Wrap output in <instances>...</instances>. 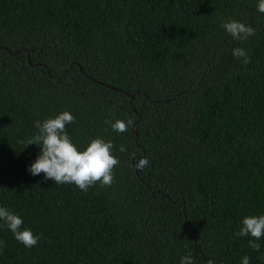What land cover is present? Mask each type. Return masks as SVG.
Instances as JSON below:
<instances>
[{
    "label": "trees",
    "instance_id": "16d2710c",
    "mask_svg": "<svg viewBox=\"0 0 264 264\" xmlns=\"http://www.w3.org/2000/svg\"><path fill=\"white\" fill-rule=\"evenodd\" d=\"M258 2L0 0V207L40 237L27 248L0 220V264H180L189 253L264 264V236L256 251L235 235L264 215ZM233 19L255 35L233 39L222 27ZM64 111L79 150L113 143L111 186L84 192L28 171L41 147L21 141ZM129 118L123 133L105 122Z\"/></svg>",
    "mask_w": 264,
    "mask_h": 264
},
{
    "label": "clouds",
    "instance_id": "9594fccd",
    "mask_svg": "<svg viewBox=\"0 0 264 264\" xmlns=\"http://www.w3.org/2000/svg\"><path fill=\"white\" fill-rule=\"evenodd\" d=\"M257 10L264 13V0H259ZM222 27L235 40H246L249 36L255 35L256 29L245 25L237 20H225ZM233 56L237 59L243 58V63H250L244 48H234ZM75 117L69 111L58 114L55 118H49L43 123L35 122L38 129L26 142L27 146L36 144L41 147V152L28 171L33 176L44 174L45 180H53L56 184H75L81 191L87 192L89 187L100 184L101 187L111 186L114 182L113 169L120 163L113 155L114 145L111 141L102 138H94L84 150H79L71 140L66 126L74 123ZM111 124V128L119 133L126 132L128 127L133 125L129 118L126 122L117 119L115 122L105 121ZM126 151L124 146L119 149ZM149 161L147 157L139 159L136 168L143 170ZM0 220H3L8 229L14 234L17 241L27 248L37 245L40 237L35 235L31 229L21 230L23 219L20 215L14 214L4 207H0ZM242 227L235 233L237 237L251 236L254 239L248 241L249 247L259 251L261 245L257 242L264 236V215L245 216L242 220ZM6 246L5 241H0V249ZM180 264H194V259L189 253L183 256ZM207 264H213L209 260ZM242 264H249L247 255L242 257Z\"/></svg>",
    "mask_w": 264,
    "mask_h": 264
},
{
    "label": "water",
    "instance_id": "95a60500",
    "mask_svg": "<svg viewBox=\"0 0 264 264\" xmlns=\"http://www.w3.org/2000/svg\"><path fill=\"white\" fill-rule=\"evenodd\" d=\"M7 51H10L9 50V48H7V47H4ZM27 57H29V55L27 54ZM47 72L49 73V71H48V69H47ZM91 78V77H90ZM93 79V78H92ZM93 80H95V79H93ZM96 82H99V83H101V84H103V85H107V86H109L108 84H106V83H103V82H100V81H97V80H95ZM112 87V86H111ZM113 88H115V87H113Z\"/></svg>",
    "mask_w": 264,
    "mask_h": 264
}]
</instances>
